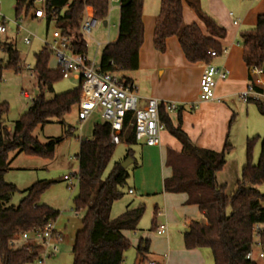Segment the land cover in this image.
<instances>
[{
    "label": "trees",
    "instance_id": "trees-1",
    "mask_svg": "<svg viewBox=\"0 0 264 264\" xmlns=\"http://www.w3.org/2000/svg\"><path fill=\"white\" fill-rule=\"evenodd\" d=\"M35 1V0H34ZM34 1L16 0V16L22 12L28 15ZM145 0H120L119 36L106 45L102 51L98 69L103 73H133L139 70V54L144 43ZM198 8V0H161L160 14L154 30V47L164 54L167 40L178 39L186 60L193 65H207L214 58L210 52L223 54L220 40L226 38V30L209 16L200 13V19L210 35H205L198 24L185 25L183 3ZM111 0H45L43 11L47 26L54 22L57 29L70 40L73 53L87 55V43L81 33V26L88 10L92 16L104 22L108 20ZM245 49L243 61L248 70L264 68V14L258 16L254 29L240 34ZM2 48V49H1ZM0 52L7 55L4 64L0 59V81L5 70L16 72L21 64L19 52L11 44H1ZM53 51L44 47L35 55L34 76L39 80L38 95L34 97L29 110L15 123L12 133L2 124L7 113L6 105L0 106V261L1 264H32L39 256L38 248L33 252L15 250L11 242L20 235L42 229L48 223H55L60 213L41 203L43 193L50 183H38L25 190V197L17 207H7V203L18 192L15 185L5 181L10 167V155L18 151L27 156L50 159L55 153L59 140L40 144L33 133L37 127L52 123L65 125V117L73 108H78L81 97L79 86L65 93L46 99L45 92H53L54 85L64 79L60 69H50ZM264 79V74L260 76ZM133 83L128 78H122ZM250 88L262 92L263 84L256 74L249 75ZM254 102L264 114V102ZM165 129L182 145V151L169 150L166 166L172 176L164 180V192L185 194L186 206H196L203 216L201 220H191L189 232H185L184 245L187 250L210 249L215 264H258L247 260L252 250L257 226L264 227V194L259 187L264 186V139L257 164L252 162L255 140H248L246 164L241 170L236 190L228 196L225 185H219L217 175L227 163L233 146L228 138L220 152L194 147L181 129L173 126L168 115L160 111ZM233 119V118H232ZM181 116L179 122L181 123ZM132 115L124 124L122 142L135 144ZM71 132V128L68 129ZM121 142V143H122ZM79 185L74 198L76 212H84L83 228L76 233L72 248L73 264H123L124 255L131 247L126 232H136L145 212L144 205L135 209L127 208L117 219H112L113 205L124 197L123 188L129 179L127 169L121 162L113 164L108 175L105 173L113 160L117 145L111 142L108 124H96L91 140L80 143ZM133 158L128 151L126 158ZM157 213V212H156ZM155 213V215H156ZM153 231L156 230L155 219ZM264 240V233H263ZM149 241L141 240L137 252L148 254Z\"/></svg>",
    "mask_w": 264,
    "mask_h": 264
},
{
    "label": "rangeland",
    "instance_id": "rangeland-1",
    "mask_svg": "<svg viewBox=\"0 0 264 264\" xmlns=\"http://www.w3.org/2000/svg\"><path fill=\"white\" fill-rule=\"evenodd\" d=\"M254 3L256 5L254 7L255 10L262 11L264 0H198L197 9L191 8L187 4L189 9L186 8V16L187 19L191 18L190 10H193L196 17H194L195 19L191 18L190 21L196 22L199 19L201 22L200 13L209 16L216 24L226 30L228 46L234 40H237L241 44L240 34L255 28V20L253 19H256V16H250L246 22V26L236 35L238 29L233 26V18L230 17V13H233L235 17H240ZM41 5L38 0H35L33 9L40 8ZM15 9L16 0H0V25L4 24L6 28V33L0 36V43L13 45L21 58L18 70L16 72L10 69L5 70L0 81V106L6 105L8 108L7 113L2 118V124L10 133L13 132L15 123L29 110L35 94L40 88L37 76L31 74L26 67L29 66L30 69H34L36 63L35 55L42 51L46 45H53L56 34L59 31L54 22L48 27L45 18L40 20L33 18V9L28 15L22 12L20 17L16 16ZM160 9L161 0H145L144 10L147 22L153 15H157L158 18ZM119 12L120 5L112 3L108 26L104 27L102 24L92 32L91 37H84L88 47L87 58L96 65L100 63L104 47L113 43L115 37L118 35ZM89 14L90 12L87 11L86 17L91 15ZM205 33L210 35L208 30H205ZM28 39L31 40V44L29 45L26 44V40ZM98 43H100V46L97 45ZM151 52H155L158 55L161 54L154 47L152 35L150 38H146L142 48V67L137 73H133L132 75L136 80L138 96H150L152 91H169L167 81L173 79L169 75H162L163 69L151 58ZM243 55L244 48L242 44L241 48L232 50L228 62V68L231 70V73L234 70H238L240 65L245 69ZM0 59H2L4 64L8 60L7 55L3 52H0ZM49 67L52 70L57 68V57L54 53L51 56ZM118 75L122 77L119 73ZM186 79L188 88L194 90L196 85L194 73L192 71L188 72ZM78 86L79 82L72 77L61 79L54 85L53 92H45L46 99L50 100L55 95L68 92ZM246 90L247 88H244L240 92ZM24 93L29 94L31 99L26 98ZM221 105L231 110L230 115L226 118L225 114L218 107H207L205 110L209 112V115L218 117L220 122L223 119L226 120V122L223 121L225 134H228V142L233 146L230 155H232V158L236 156V159L240 161L239 163L236 161L238 163L237 172L236 170H233L231 173L230 171L226 172V182H228V185H225L226 194L230 196L236 190L237 181L241 177V170L246 164L248 140H255L252 150V162L257 164L259 160L261 143L264 139V114L260 112L254 102L245 104L239 98L226 100ZM215 106L220 105L216 104ZM187 107L184 116L186 127L194 125L193 120L196 118L195 110H188L189 106ZM171 115L178 125L180 122L177 112L172 111ZM220 122H217L216 126H220ZM102 123L103 120L100 117V113L97 112L81 125L78 120V110L75 107L65 117V125L52 123L44 127L39 126L33 133V137L42 145L48 144L51 140H59L52 158L27 156L20 154L18 151L10 155V167L5 175V181L15 185L18 192L6 206L17 207L25 197L24 191L33 185L50 183L48 189L41 197V203L60 213L54 226L56 231L62 234L63 240L58 245L56 256L48 259L46 264H73L72 248L74 239L76 233L83 228L82 221L85 213H76V209L74 208L73 200L78 194V185L74 189L69 190V182L65 181L64 178L65 176H69L73 179L74 176L78 175L80 143L91 140L94 126ZM69 128H71L70 133L68 132ZM167 134H169V131L166 129L162 132V137ZM174 140L175 143H179L176 139ZM129 150L132 151L134 162L127 168L129 179L122 190L124 197L113 205L111 217L112 219H117L126 212L128 207L135 209L140 205H144L145 212L136 232L126 233L131 247L124 255L123 264H133L136 246L141 240L145 241L147 239L151 241L160 261L165 260L166 262L169 259L172 264L176 262L179 264H215L210 249H194L197 253H193L194 250H187L185 248L184 235L186 228L183 224L184 220H181V213H184V215L187 213L188 216H185L188 217L187 219H197L198 211L196 208L188 206L181 208L180 205H176L175 198L172 199L165 195L162 171L159 165L160 158L158 156H147L145 150L148 149L142 147V144L135 143L128 145L122 142L116 146L113 160L105 176L108 175L114 163L121 162L122 164L127 160L126 155ZM229 159L230 156L227 157V160ZM235 167L233 164V168ZM130 189L134 191V194L129 193ZM259 190L264 194V186L259 187ZM160 213L162 216L159 215ZM166 215L169 216L168 219L170 220L169 223L167 222L168 231L166 237H159L156 234V230L153 231V220L155 219L156 227L167 224L165 220L167 218ZM189 224L187 225V229H189ZM164 254L167 256L163 257ZM257 262L258 264H264V259L260 260L257 258Z\"/></svg>",
    "mask_w": 264,
    "mask_h": 264
},
{
    "label": "built area",
    "instance_id": "built-area-1",
    "mask_svg": "<svg viewBox=\"0 0 264 264\" xmlns=\"http://www.w3.org/2000/svg\"><path fill=\"white\" fill-rule=\"evenodd\" d=\"M42 5L45 0H38ZM120 0H111L112 3H119ZM35 18L43 19L45 14L43 9L35 11ZM103 24L102 21L87 16L81 26L83 37H91L94 30ZM236 24V23H235ZM6 33L4 24L0 25V36ZM26 44H31V40H26ZM1 46V43H0ZM98 46L100 44L98 43ZM57 57V67L64 79L82 80L81 97L78 105V120L85 123L95 113L99 112L103 120V124H108L111 129V142L119 145L122 142V134L124 124L128 115H132L133 130L136 143L146 147L153 148L161 145V134L164 125L161 122L160 108L166 105L168 110H176L175 104H164L163 102L150 98L145 106H141L140 97L137 94V88L133 83H127L120 76L112 73L100 72L98 66L91 62L87 55L73 53L70 47L68 37L62 35L60 31L56 34L53 45H46ZM226 54V50H223ZM222 54V55H223ZM211 57L214 59L220 56L212 51ZM31 74L34 70L26 67ZM253 74L259 77L264 74V68L261 70H252ZM231 72L225 66H218L213 62L205 65L200 80V101L202 102H221L216 97V88L220 82L226 81ZM24 96L31 99L29 94ZM239 99L245 104L250 101L264 102V89L258 92L252 88H248L239 94ZM65 181L69 182V190L79 185V176L72 179L65 176ZM76 183V184H75ZM133 191H130L132 193ZM77 213V212H76ZM78 216V215H77ZM167 226L156 229L157 236L165 237L167 234ZM264 227L257 226L255 230V239L252 250L247 254V260L257 262V258L264 259ZM63 236L56 231L53 223H48L42 229L20 235L16 240L11 242V247L15 250L22 249L27 252H33L38 248V258L32 264H46V261L58 253V245L62 242ZM1 264V261H0ZM149 264H161L155 261Z\"/></svg>",
    "mask_w": 264,
    "mask_h": 264
},
{
    "label": "crops",
    "instance_id": "crops-1",
    "mask_svg": "<svg viewBox=\"0 0 264 264\" xmlns=\"http://www.w3.org/2000/svg\"><path fill=\"white\" fill-rule=\"evenodd\" d=\"M117 5H120V3H117ZM255 6L256 5L254 3L253 6L248 7L247 12L242 14V16H240V17H235V15L233 13H230V17L233 18V26L238 29L236 35L240 32V30L243 27L246 26V22L250 16H256V19L255 18L253 19V20H255V25H256L258 16L264 14V7H263L262 11L261 10L257 11L254 8ZM42 7H43V5H41L40 8H36L35 10L33 9L34 14H35L36 10H39ZM188 7L189 6L184 2L183 3V21H184V24L185 25L198 24L200 26L201 30L203 31V33L205 35H207L205 33V30H207V29H206V27L202 21L200 22L199 19H197L196 22L190 21L191 18L195 17L193 10H190L191 18L187 19L186 8H188ZM88 11L92 15L91 10H88ZM34 14L32 16L33 18H35ZM119 18H120V12H119ZM35 19L40 20L38 18H35ZM156 20H157V15H153L152 18L149 19V21L147 22L145 10H144V12H143L144 42L146 41V38L147 37L150 38L151 35H152V42H153ZM252 21H251V23H252ZM107 22L109 24V17H108ZM118 26H119V23H118ZM118 36H119V31H118V35L115 37L113 42H115L118 39ZM219 42L222 45L223 49L226 50V54H223L219 58L214 59L212 62L217 63L216 65H218V66H225L226 68H228V62L230 60V54H231L232 50L241 48V44L237 40H234L231 43V45L228 46V41L226 38L220 40ZM143 45H144V43H143ZM142 48H143V46H142ZM142 48H141L140 54H139V61H140L139 70L142 67ZM244 51H245V49H244ZM151 58L156 61L157 65H159L160 68L163 69V71H162L163 76L169 75L170 77H173V79L167 81V86H168L169 91H165V92L152 91V94L150 96L139 95L141 106H145L147 100L150 98H155V99L163 102L164 104H175L177 106L176 110H168L166 108V105L165 106L162 105L160 108V111L163 110L164 114L168 115L173 126H175V127H177L179 125L181 126V129L187 134L190 143L194 147H197L200 149H205V150H211V151H215V152H220L223 149V146H224L226 139L228 137V134L227 135L225 134L224 122H226V120L223 119L224 122L223 121L220 122L218 120V117H216L214 115H209V112H207V110H205V109L207 107H218L220 109V111L225 114V118L227 116H229L231 113V110L228 107L222 106L221 104L226 100H232L234 98L238 99L239 94L242 93V92H240V90H243L244 88H247V89L250 88L251 82L249 81V75L253 74L252 71L248 70L245 63L243 62L245 69L240 65L238 70L232 71V73L230 74L229 78L226 81L220 82L218 84V86L216 88V97L221 100L220 103L217 101L202 102V101H200V80H201L205 65L190 64L186 60V58H185V56L181 50V47L179 45L178 39L176 37H172V38H169L167 40V52H165L163 55H161V54L158 55L155 52H151ZM138 71L133 72V73H137ZM191 71H192V73H194L195 78H196L195 79L196 85H195L194 90L188 88V82L186 79L187 73L191 72ZM230 72H231V70H230ZM133 73H125L124 72V73H119V74L122 76L121 78L126 77V78L132 80L133 84L137 88L136 80L134 79V77H132ZM116 75H118V74H116ZM259 78H260V82L263 84V89H264V79H261V77H259ZM75 80L80 82L77 79H75ZM137 90H138V88H137ZM170 91H173V92H170ZM216 104H218L220 106H215ZM187 106H189L188 110H195L194 113L196 116V118L193 120L194 125H189L188 127H186V125H185L186 119L184 117L185 111H187V108H188ZM76 109L78 110V108H76ZM172 111L177 112L178 119H179V116H181L182 120H181V123H178V125L176 123V120L171 115ZM64 121H65V119H64ZM217 122L218 123L220 122V126L219 125L216 126ZM82 124L83 123H81V125ZM164 130H166L165 125H164ZM164 130H163V132H164ZM174 139H176V138L174 136H172L170 133L167 135H164L163 137L161 134V145L160 146L149 148V147L142 145V147H145L146 149H148V150H145L147 156H155L156 155L160 158L159 165H160V168L162 171L163 184H164L165 179L170 178L172 176L171 169L166 166V159H167L168 151L169 150H173L176 152L182 151L181 143L177 139L176 140L179 143L178 144L175 143ZM228 156H230V159L227 160V163L224 166L223 170L220 171L217 175V181H218L219 185H226V186L228 185V182H226V180H227L226 172L230 171V173H231L233 170H236V172L238 170V163L240 161H238L236 159V156H234L233 158H232V155H230V154ZM233 164H234V166H236L235 168H233ZM130 191H133V190L130 189L129 193H130ZM130 194H134V191ZM165 195H167V197H171L172 199L175 198L176 199L175 200L176 205H180L181 208L187 207L185 205V202L187 201V196L185 194H168V193H165ZM262 206L264 207V202H262ZM188 207H192V208L197 209L198 218L196 216L195 217L198 220H201L203 218V216L201 215V213L199 212V210L196 206H188ZM159 215L162 216L161 213ZM166 216H165V218H166ZM185 216H188V214L186 213L184 215V213H181L180 217H181L182 221L184 220L183 224H184L185 228L187 229V225L189 224V222L191 220H197V219H191V218L187 219L188 217H185ZM191 216H192V213H191ZM168 217L169 216H167V218L165 219L166 223L167 222L169 223V221H170L168 219ZM170 219L175 220L173 218H170ZM168 223L163 224L161 226H158L157 229L165 227V226H167V228H168ZM126 233H125V236H126ZM146 241L150 242L148 254H146L144 256H140L138 254L137 249H138V246L140 244V242H139L135 248V258H134L133 264H149V262H152V261H155V262H158L161 264H172L171 261H169V259L166 262H165V260L164 261L158 260L159 256L156 255V252L152 246L151 241L148 239ZM194 252H195V250L193 251V253ZM195 253H197V252H195ZM166 256H167L166 254L163 255V257H166ZM123 263H124V261H123ZM173 264H179V263L176 262Z\"/></svg>",
    "mask_w": 264,
    "mask_h": 264
},
{
    "label": "water",
    "instance_id": "water-1",
    "mask_svg": "<svg viewBox=\"0 0 264 264\" xmlns=\"http://www.w3.org/2000/svg\"><path fill=\"white\" fill-rule=\"evenodd\" d=\"M33 1L34 0H28V5H30ZM107 25H108V22L104 21L103 26L107 27ZM37 95H38V91L36 92L35 96H37ZM133 162H134L133 158L128 157L127 160L121 164V166L123 169H127ZM186 232H189V229H186Z\"/></svg>",
    "mask_w": 264,
    "mask_h": 264
}]
</instances>
